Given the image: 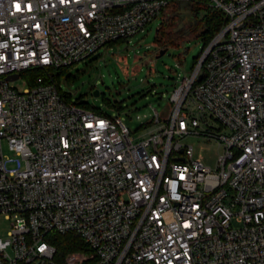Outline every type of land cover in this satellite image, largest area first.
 I'll return each instance as SVG.
<instances>
[{"label": "built area", "instance_id": "2783aa9c", "mask_svg": "<svg viewBox=\"0 0 264 264\" xmlns=\"http://www.w3.org/2000/svg\"><path fill=\"white\" fill-rule=\"evenodd\" d=\"M172 2L226 23L138 141L41 76L13 86L127 41ZM199 137L221 150L213 168L186 144ZM0 215V264H264V0H0ZM52 235L84 250L63 256Z\"/></svg>", "mask_w": 264, "mask_h": 264}, {"label": "rangeland", "instance_id": "374dc122", "mask_svg": "<svg viewBox=\"0 0 264 264\" xmlns=\"http://www.w3.org/2000/svg\"><path fill=\"white\" fill-rule=\"evenodd\" d=\"M170 10L164 11V21L169 20ZM160 22L161 17L127 41L101 48L91 62L76 65L60 79V90L70 95L73 103L79 101L109 117L119 116L135 141L143 137L138 131L141 122L153 116L154 110L161 115L170 106L173 90L191 74L204 48L200 39L191 38L159 56V50H164L155 46ZM13 86L21 92L28 83L21 78ZM93 91H98L99 96H93ZM186 144L211 168L221 154L214 141L201 137L189 138ZM3 149L5 155H11L5 144ZM9 232L10 221L0 215V239H8Z\"/></svg>", "mask_w": 264, "mask_h": 264}, {"label": "trees", "instance_id": "16d2710c", "mask_svg": "<svg viewBox=\"0 0 264 264\" xmlns=\"http://www.w3.org/2000/svg\"><path fill=\"white\" fill-rule=\"evenodd\" d=\"M169 8L171 9L169 20L164 21L163 13ZM166 9L161 13V22L156 30L155 46L158 48L168 49L169 47H175L191 38L200 39L205 47L226 23L223 14L207 4L200 5V3L191 2H172ZM121 42L122 41H119L115 44ZM113 45L114 44H110L108 47ZM92 59L88 61L91 62ZM72 68L73 66L48 69L46 71L35 69L23 72L21 75L27 80L29 87H33L36 78L41 76L45 83H52L56 86L66 102L86 110L94 111L98 114H103L97 110L86 107L79 101L73 103L70 95L62 93L60 90V79L68 74ZM52 244L55 246L57 252L63 256L72 252L84 250L82 242L74 235H52Z\"/></svg>", "mask_w": 264, "mask_h": 264}, {"label": "water", "instance_id": "95a60500", "mask_svg": "<svg viewBox=\"0 0 264 264\" xmlns=\"http://www.w3.org/2000/svg\"><path fill=\"white\" fill-rule=\"evenodd\" d=\"M166 51H167V49L159 50L158 55L161 56V55H163ZM17 78H18V76L15 75V76L8 77L6 80H7V81H14V80H16ZM93 96L98 97V96H99V92H98V91H93Z\"/></svg>", "mask_w": 264, "mask_h": 264}]
</instances>
